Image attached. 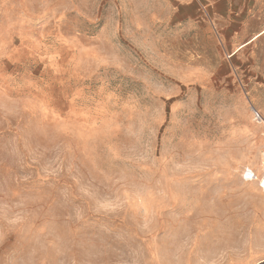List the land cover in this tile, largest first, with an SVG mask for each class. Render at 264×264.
I'll return each instance as SVG.
<instances>
[{
    "label": "rangeland",
    "instance_id": "rangeland-1",
    "mask_svg": "<svg viewBox=\"0 0 264 264\" xmlns=\"http://www.w3.org/2000/svg\"><path fill=\"white\" fill-rule=\"evenodd\" d=\"M192 14L0 0V264H264V32Z\"/></svg>",
    "mask_w": 264,
    "mask_h": 264
},
{
    "label": "crops",
    "instance_id": "crops-1",
    "mask_svg": "<svg viewBox=\"0 0 264 264\" xmlns=\"http://www.w3.org/2000/svg\"><path fill=\"white\" fill-rule=\"evenodd\" d=\"M192 8V17L213 24L229 41L238 40L255 26L258 33L248 36L251 41L264 32V0H184ZM191 17V15H190ZM212 27V26H211ZM245 42V41H244ZM243 42V44H244ZM238 45L241 47L243 45Z\"/></svg>",
    "mask_w": 264,
    "mask_h": 264
},
{
    "label": "built area",
    "instance_id": "built-area-1",
    "mask_svg": "<svg viewBox=\"0 0 264 264\" xmlns=\"http://www.w3.org/2000/svg\"><path fill=\"white\" fill-rule=\"evenodd\" d=\"M250 172H251V173H250ZM256 177H257V176H255V174H254L252 171H250V170H248V169L245 170V172H244V178H245L246 180H253V178L256 179Z\"/></svg>",
    "mask_w": 264,
    "mask_h": 264
},
{
    "label": "bare ground",
    "instance_id": "bare-ground-1",
    "mask_svg": "<svg viewBox=\"0 0 264 264\" xmlns=\"http://www.w3.org/2000/svg\"><path fill=\"white\" fill-rule=\"evenodd\" d=\"M248 170H250V169H248ZM250 171H252V170H250ZM253 172V171H252ZM251 173V172H250ZM254 173V172H253ZM255 174V173H254ZM255 176H256V174H255ZM256 179H257V177H256ZM255 178H253V180H256ZM262 184H263V186H264V178L262 179Z\"/></svg>",
    "mask_w": 264,
    "mask_h": 264
}]
</instances>
